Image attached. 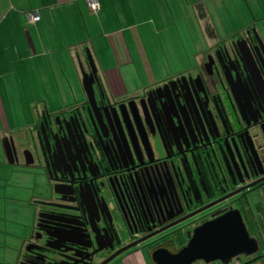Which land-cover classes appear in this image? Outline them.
Segmentation results:
<instances>
[{
  "label": "flooded vegetation",
  "instance_id": "obj_1",
  "mask_svg": "<svg viewBox=\"0 0 264 264\" xmlns=\"http://www.w3.org/2000/svg\"><path fill=\"white\" fill-rule=\"evenodd\" d=\"M258 34L249 26L214 41L191 69L131 95L97 75L90 98L41 111L13 139L16 157L36 161L47 181L19 264H111L167 239L180 247L231 209L255 218L249 196L258 202L264 191Z\"/></svg>",
  "mask_w": 264,
  "mask_h": 264
},
{
  "label": "crops",
  "instance_id": "obj_2",
  "mask_svg": "<svg viewBox=\"0 0 264 264\" xmlns=\"http://www.w3.org/2000/svg\"><path fill=\"white\" fill-rule=\"evenodd\" d=\"M98 3L97 13H92L85 0H0L3 125L0 136L9 133L21 136L36 124L40 109L54 111L83 98V95L75 96L68 74L74 68V75L78 76L75 57L86 61L85 49L89 50L105 86L115 94H125L122 69L134 61L135 54L143 61L146 73H152L144 41H176L175 37L181 41H197L192 37V29L196 31L195 38L206 41L230 39L249 26L261 34L256 23L253 25L244 17L239 30L224 38L220 30L225 26L216 25L211 9L200 4V0H98ZM32 11L40 16L34 24L25 19V14ZM166 13L172 17L170 23L164 21ZM243 14L245 11L241 13L242 19ZM261 17L263 21L264 16ZM176 19L183 24L184 34L176 30ZM207 26L212 27L213 34L207 33ZM53 90L58 93L56 98L48 96ZM65 90L71 98H65ZM30 91L33 96H29ZM24 104L32 107L31 119L21 112L17 118L15 114L19 122L12 130L7 111H23ZM118 259L111 264H151L145 250H132ZM247 261L241 263L264 264V257Z\"/></svg>",
  "mask_w": 264,
  "mask_h": 264
},
{
  "label": "rangeland",
  "instance_id": "obj_3",
  "mask_svg": "<svg viewBox=\"0 0 264 264\" xmlns=\"http://www.w3.org/2000/svg\"><path fill=\"white\" fill-rule=\"evenodd\" d=\"M207 5L211 11L212 16L215 19L216 25L220 28L221 25L224 29L220 30V33L224 38L233 34L239 30L242 21L247 18L253 25L256 23L257 28L261 30L260 39L264 42V20L259 16H264V0H200ZM243 19L241 18V13ZM249 13H246V12ZM164 21L170 23L171 15L166 13ZM176 18V15H172ZM262 18V17H261ZM187 18L184 16V25ZM262 21V22H261ZM149 25V24H148ZM176 26L178 32L184 34L182 28L183 24L176 19ZM184 27V26H183ZM175 31V30H174ZM169 31L170 33H174ZM193 39L197 41H144L145 48L147 49L149 56V64L151 66L152 73H146L145 66L140 57L135 54L134 61L126 65L122 70V75L125 83V94L131 95L147 83H151L152 80L167 78L179 72H183L191 69L199 62L201 53L205 50L208 44L214 41H206L201 37L195 38L196 31L192 29ZM257 32V31H256ZM179 37V34H175ZM222 38V39H224ZM184 39V36H182ZM79 57V56H78ZM80 58V57H79ZM76 66L78 67V76L74 75L75 69L69 71V82L73 92L77 98L84 95V91L81 85V71L79 63L82 67L87 69L88 65L85 60L77 59L75 57ZM71 74V75H70ZM73 74V75H72ZM149 74V75H148ZM73 76V77H72ZM151 76V77H150ZM62 79V78H58ZM38 92V87L35 88ZM56 90L48 93L50 98H56ZM33 96L32 92H29V96ZM65 98H71L69 92L65 90L63 92ZM24 110L20 109L12 111L8 110L9 118L12 122L11 129L14 124H17L15 114L18 117V113L26 115L27 119H31L32 107L24 104ZM20 108V107H18ZM40 109V108H39ZM43 109H40L41 112ZM22 121V119H21ZM16 126V125H15ZM2 121L0 117V128H2ZM13 130V129H12ZM0 129V134H2ZM12 135V139H17V133H9ZM0 136V264H19L20 254L23 249V241L27 238L29 229L34 217L35 201L38 196L44 194L47 190V181L41 175L36 161L34 164H25L23 153L20 151L17 155V161L9 163L6 159L3 149V141L5 136ZM259 199L258 192H254L249 196V207L253 209L254 203ZM254 212V211H253ZM260 248H264V239L258 238ZM262 252V250H261ZM243 255L237 256L240 262L249 260L250 257L256 255ZM236 257L227 264H233ZM119 260V259H118ZM198 264H223L220 261H214L211 263H203L201 261Z\"/></svg>",
  "mask_w": 264,
  "mask_h": 264
},
{
  "label": "water",
  "instance_id": "obj_4",
  "mask_svg": "<svg viewBox=\"0 0 264 264\" xmlns=\"http://www.w3.org/2000/svg\"><path fill=\"white\" fill-rule=\"evenodd\" d=\"M259 42L262 44L261 40ZM85 55L87 69L84 70L79 63L81 85L86 97L90 98L98 74L88 49H85ZM3 149L9 163L17 161L12 137L4 138ZM24 160L25 164L32 162ZM259 250L258 239L248 232L240 211L231 209L196 226L180 247H175L173 240L167 239L150 248L146 253L151 264H193L199 261L203 263L220 261L227 264L233 257L240 254L252 255Z\"/></svg>",
  "mask_w": 264,
  "mask_h": 264
},
{
  "label": "trees",
  "instance_id": "obj_5",
  "mask_svg": "<svg viewBox=\"0 0 264 264\" xmlns=\"http://www.w3.org/2000/svg\"><path fill=\"white\" fill-rule=\"evenodd\" d=\"M206 31L208 34H213V29L210 26L206 27ZM245 207L248 209L247 204ZM254 212H255V218H250L249 215H244L245 216L244 222L250 235L255 236L257 239L262 238L263 240L264 239V191H262L261 193L260 200L254 204ZM183 243L184 241L181 242V245H183ZM262 257H264V248H260L259 252L256 255L252 256L250 260H248L247 262L258 260ZM193 264H198V262Z\"/></svg>",
  "mask_w": 264,
  "mask_h": 264
},
{
  "label": "built area",
  "instance_id": "obj_6",
  "mask_svg": "<svg viewBox=\"0 0 264 264\" xmlns=\"http://www.w3.org/2000/svg\"><path fill=\"white\" fill-rule=\"evenodd\" d=\"M85 3H86L90 12L97 13V11L99 9L98 0H85ZM39 18H40V16L36 11L27 12L25 14V19H26L27 23L34 24L35 22H37L39 20ZM233 264H242V263L236 257Z\"/></svg>",
  "mask_w": 264,
  "mask_h": 264
}]
</instances>
